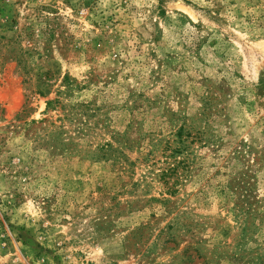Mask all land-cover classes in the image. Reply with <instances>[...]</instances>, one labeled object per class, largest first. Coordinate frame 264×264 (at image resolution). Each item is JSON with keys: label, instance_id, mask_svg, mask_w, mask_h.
Wrapping results in <instances>:
<instances>
[{"label": "rangeland", "instance_id": "374dc122", "mask_svg": "<svg viewBox=\"0 0 264 264\" xmlns=\"http://www.w3.org/2000/svg\"><path fill=\"white\" fill-rule=\"evenodd\" d=\"M0 264H264V0H0Z\"/></svg>", "mask_w": 264, "mask_h": 264}]
</instances>
